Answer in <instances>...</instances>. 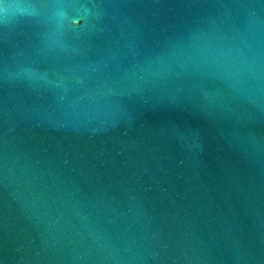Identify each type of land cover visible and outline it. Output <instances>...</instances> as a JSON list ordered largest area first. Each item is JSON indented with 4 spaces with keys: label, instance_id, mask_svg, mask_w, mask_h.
Returning <instances> with one entry per match:
<instances>
[{
    "label": "water",
    "instance_id": "1",
    "mask_svg": "<svg viewBox=\"0 0 264 264\" xmlns=\"http://www.w3.org/2000/svg\"><path fill=\"white\" fill-rule=\"evenodd\" d=\"M0 264H264V0H0Z\"/></svg>",
    "mask_w": 264,
    "mask_h": 264
}]
</instances>
